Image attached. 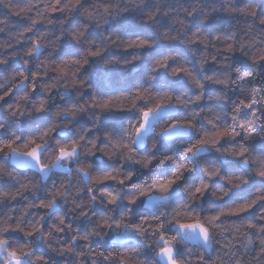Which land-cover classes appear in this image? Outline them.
Wrapping results in <instances>:
<instances>
[{
	"label": "clouds",
	"instance_id": "obj_1",
	"mask_svg": "<svg viewBox=\"0 0 264 264\" xmlns=\"http://www.w3.org/2000/svg\"><path fill=\"white\" fill-rule=\"evenodd\" d=\"M0 264H264V0H0Z\"/></svg>",
	"mask_w": 264,
	"mask_h": 264
},
{
	"label": "snow or ice",
	"instance_id": "obj_2",
	"mask_svg": "<svg viewBox=\"0 0 264 264\" xmlns=\"http://www.w3.org/2000/svg\"><path fill=\"white\" fill-rule=\"evenodd\" d=\"M145 115H147V113H145ZM137 131H139V129ZM8 147H11V145H9ZM37 147H39V146H37ZM32 151L34 153L36 151V149H33ZM61 151L63 152V151H66V150L65 149H61ZM31 154L32 153H29V155H31ZM189 227H192V225H189Z\"/></svg>",
	"mask_w": 264,
	"mask_h": 264
}]
</instances>
